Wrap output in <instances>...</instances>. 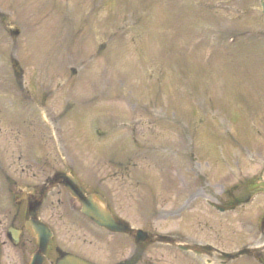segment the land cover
<instances>
[{
  "label": "rangeland",
  "instance_id": "rangeland-1",
  "mask_svg": "<svg viewBox=\"0 0 264 264\" xmlns=\"http://www.w3.org/2000/svg\"><path fill=\"white\" fill-rule=\"evenodd\" d=\"M260 3L0 0V157L64 158L145 232L226 254L264 244V196L245 202L264 178ZM207 201L237 207L219 214ZM91 239L73 247L103 264L127 253ZM138 258L205 259L159 244Z\"/></svg>",
  "mask_w": 264,
  "mask_h": 264
},
{
  "label": "flooded vegetation",
  "instance_id": "flooded-vegetation-1",
  "mask_svg": "<svg viewBox=\"0 0 264 264\" xmlns=\"http://www.w3.org/2000/svg\"><path fill=\"white\" fill-rule=\"evenodd\" d=\"M65 174L74 178L86 194L104 195L115 219L128 223L113 212L112 201L103 186L83 183L71 173L63 158H59L53 166L52 161L46 158L32 159L21 153L16 158L0 157V193L6 189L5 183L9 190L4 204H0V264H30L32 256L37 253V241L30 235L36 224H41L51 233V244L46 247L41 264H75V259L103 264L73 247L72 240L78 237L83 239V243L88 238L92 241L105 238L104 242L110 248L114 241L119 242L124 246L126 255L114 259L110 252L113 258L106 264H133V254L142 252L143 248H134L130 236L106 234L85 219L80 214L78 201L62 186L61 176ZM68 235L70 241L67 240Z\"/></svg>",
  "mask_w": 264,
  "mask_h": 264
},
{
  "label": "water",
  "instance_id": "water-1",
  "mask_svg": "<svg viewBox=\"0 0 264 264\" xmlns=\"http://www.w3.org/2000/svg\"><path fill=\"white\" fill-rule=\"evenodd\" d=\"M13 67L16 71H18L16 63H13ZM66 180L70 185L68 186V190L74 197H76L80 201L82 206L81 211L84 216L92 220L97 225L107 228L110 231H119L122 229V224L116 222L112 215L108 213L106 207L104 206V200L99 195L85 196L74 179L66 177ZM260 191L264 193V190ZM263 224L264 218L261 221L260 227H262ZM132 233L136 235L135 239L140 244L152 240L151 235H148L141 231H132ZM30 234L37 241V253L33 256L30 264H41L42 256L46 251V247L50 244V232L41 224H36L33 232ZM158 240L164 241L163 238H159ZM262 249H264V247L259 250L244 249L235 254L224 256L228 259H236L240 256L255 257L260 251H262Z\"/></svg>",
  "mask_w": 264,
  "mask_h": 264
}]
</instances>
